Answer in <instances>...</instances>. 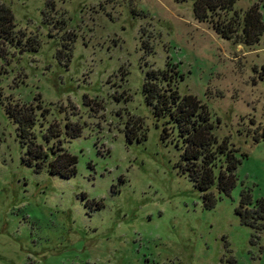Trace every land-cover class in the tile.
I'll list each match as a JSON object with an SVG mask.
<instances>
[{"label":"rangeland","instance_id":"obj_1","mask_svg":"<svg viewBox=\"0 0 264 264\" xmlns=\"http://www.w3.org/2000/svg\"><path fill=\"white\" fill-rule=\"evenodd\" d=\"M1 1L37 49L0 38V264H264V230L236 212L243 189L264 199V31L250 46L223 39L191 1ZM256 4L264 20V0L235 8ZM167 62L180 92L219 119V138L247 154L213 208L143 94L146 72ZM24 103L37 142L76 157L71 176L24 161L6 109ZM52 124L59 136L46 141Z\"/></svg>","mask_w":264,"mask_h":264},{"label":"trees","instance_id":"obj_2","mask_svg":"<svg viewBox=\"0 0 264 264\" xmlns=\"http://www.w3.org/2000/svg\"><path fill=\"white\" fill-rule=\"evenodd\" d=\"M175 1H191L194 16L207 22L223 39L237 40V43L250 46L259 40L264 31L259 4L241 10L235 8L237 0ZM0 38L16 41L21 51L37 49L33 47L37 45L35 36L17 29L11 9L1 0ZM183 79L178 63L167 62L165 68L146 72L142 90L155 120L161 124V137L180 151L176 164L179 172L186 175L199 191L204 206L213 208L221 194H229L236 186L237 167L247 154L240 153L228 138H219L215 132L219 119L214 120L208 105L197 96L180 92L179 83ZM11 105L6 106L7 114L17 123L18 135L28 152L24 161L30 166L35 165L37 171L47 165L50 174L71 176L75 171L76 157L61 147V141L47 147L37 142L32 131L37 117L34 106L25 104L17 108L16 104ZM130 126L128 130L131 131L136 126L141 127L142 120L134 119ZM56 136H59V129L52 124L45 135L46 141ZM236 212L244 224L257 231L264 230V223H258V219L264 220V199L254 203L250 192L243 189Z\"/></svg>","mask_w":264,"mask_h":264}]
</instances>
